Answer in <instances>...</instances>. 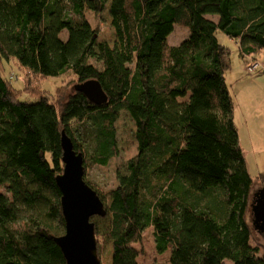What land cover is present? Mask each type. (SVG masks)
<instances>
[{
	"label": "trees",
	"instance_id": "16d2710c",
	"mask_svg": "<svg viewBox=\"0 0 264 264\" xmlns=\"http://www.w3.org/2000/svg\"><path fill=\"white\" fill-rule=\"evenodd\" d=\"M106 9L113 43L85 16ZM177 26L185 33L174 44ZM219 32L257 71L264 0H0V185L11 193L0 192V264H66L55 240L65 232L62 133L85 169L106 166L123 111L137 153L119 166L114 187L97 191L111 219L113 264H139L134 243L148 228L158 253L170 250L164 264H264L248 219L264 185L254 191L226 78L232 50ZM11 60L30 78L98 79L108 101L93 103L78 83L63 104L35 87L28 91L39 99L23 101L3 75ZM253 226L264 234L255 216ZM96 234L99 241L97 225Z\"/></svg>",
	"mask_w": 264,
	"mask_h": 264
},
{
	"label": "rangeland",
	"instance_id": "374dc122",
	"mask_svg": "<svg viewBox=\"0 0 264 264\" xmlns=\"http://www.w3.org/2000/svg\"><path fill=\"white\" fill-rule=\"evenodd\" d=\"M85 16L92 26L97 29L100 40L106 39L113 43L115 33L111 27L107 9L99 15L93 11H86ZM184 33L185 29L177 26L170 37V41L178 44ZM218 35L222 42L227 44L233 52V70L228 71V84L236 102L234 117L239 127L240 139L245 151L249 172L255 179V191L264 185V178H257L260 173L264 172V50L257 55L256 59L261 67L255 72H250L243 59L238 55L236 44L229 40V37L224 33L219 32ZM241 74L244 76L242 81L240 80ZM3 75L11 80L13 86L19 91L20 99L23 101H37L39 99V97L30 95L31 89L28 91L29 87H35L50 99L63 104L73 92L74 85L79 82L72 73L45 78L33 74L30 78V74L21 69L15 60L5 62ZM30 79L31 81H29ZM246 79L248 80L246 81ZM76 126L79 135L86 138L83 125L77 123ZM115 126L117 130V155L106 166L89 163L85 169L86 180L102 195L106 194L107 190L117 183L116 171L119 166L137 153L135 125L127 112H122ZM0 192L11 196L6 185H0ZM253 217L254 213L249 211L248 219L252 226L254 242L264 250V234L259 233L254 228ZM92 220L98 226L99 233L102 235L98 241L102 264H113V244L108 236L111 219L105 216H94ZM134 246L140 251L137 258L139 264H164L169 261L170 250L160 254L156 249L153 228L146 229L143 233V239L134 243ZM229 263L232 264L231 261Z\"/></svg>",
	"mask_w": 264,
	"mask_h": 264
},
{
	"label": "water",
	"instance_id": "95a60500",
	"mask_svg": "<svg viewBox=\"0 0 264 264\" xmlns=\"http://www.w3.org/2000/svg\"><path fill=\"white\" fill-rule=\"evenodd\" d=\"M76 89L96 104H104L108 96L98 79L76 84ZM64 171L56 182L61 192V207L65 219L64 234L55 238L66 264H102L98 250L94 216H106L107 209L100 194L85 179L84 156L72 139L62 133ZM255 223L264 232V191L255 193L252 203Z\"/></svg>",
	"mask_w": 264,
	"mask_h": 264
},
{
	"label": "crops",
	"instance_id": "0c3cea01",
	"mask_svg": "<svg viewBox=\"0 0 264 264\" xmlns=\"http://www.w3.org/2000/svg\"><path fill=\"white\" fill-rule=\"evenodd\" d=\"M236 48H237V45H236ZM233 53V52H232ZM233 68V67H232ZM230 69V70H228V71H232L233 69ZM227 74H228V72H227ZM227 74H226V78H227V81H228V77H227ZM243 78H244V76H243V74H241L240 75V80L242 81L243 80ZM248 79H246V81H247ZM249 82V81H248ZM234 116H235V114H234Z\"/></svg>",
	"mask_w": 264,
	"mask_h": 264
},
{
	"label": "built area",
	"instance_id": "2783aa9c",
	"mask_svg": "<svg viewBox=\"0 0 264 264\" xmlns=\"http://www.w3.org/2000/svg\"><path fill=\"white\" fill-rule=\"evenodd\" d=\"M250 66H249V68L252 70V69H254L256 66H257V64L256 63H251V64H249Z\"/></svg>",
	"mask_w": 264,
	"mask_h": 264
}]
</instances>
